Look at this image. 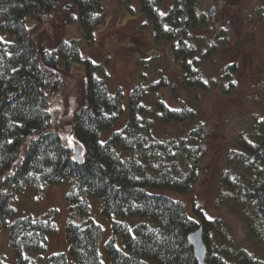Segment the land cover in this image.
Masks as SVG:
<instances>
[{
  "label": "trees",
  "instance_id": "1",
  "mask_svg": "<svg viewBox=\"0 0 264 264\" xmlns=\"http://www.w3.org/2000/svg\"><path fill=\"white\" fill-rule=\"evenodd\" d=\"M106 1L0 0V233L9 230L16 263L104 264V229L91 218L97 200L115 234L105 244L110 264H198L189 236L200 229L208 264H264L253 252L234 253L222 223L210 219L196 200L190 213L168 194L189 195L200 174L207 130L196 104L170 106L165 93L176 96L178 84L161 71L150 74L152 66L144 60L141 83L126 98L121 87H109V62L95 63L75 38H67L68 28L78 26L83 41L94 47L107 18ZM138 1L154 41L171 44L183 85L206 90L200 68L212 49L200 54V40L193 36L202 23L198 0H184L187 18L183 0H171L166 13L168 0ZM258 19L264 22V9ZM76 65L86 81L85 104L72 114L82 159L62 137L66 114L53 108L66 89L62 75ZM123 115L126 123L115 129ZM228 158L222 183L244 213L251 239L264 250V117L253 139L238 141ZM65 180L67 205L85 222L69 221L67 251L45 257L58 233L56 217L13 220L14 202L27 188L41 195ZM0 264L9 263L0 258Z\"/></svg>",
  "mask_w": 264,
  "mask_h": 264
},
{
  "label": "rangeland",
  "instance_id": "2",
  "mask_svg": "<svg viewBox=\"0 0 264 264\" xmlns=\"http://www.w3.org/2000/svg\"><path fill=\"white\" fill-rule=\"evenodd\" d=\"M170 5L171 0H168L165 13ZM196 7L202 22L193 32L196 41L200 40L199 52L204 54L212 49L209 59L202 61L200 68L207 84L206 90H189L183 85V72L173 60L171 44H157L154 41L138 0L105 2L107 18L96 32L94 47H88L83 41L78 26L68 28L67 38H75L84 56L95 63L109 62V87L111 90L121 87L126 98L141 83L140 61L144 60L152 66L150 74L161 71L178 84L176 96L170 91L165 93L170 106L181 108L183 102L189 106L196 104L202 111L207 130V150L200 174L189 195L168 194L182 201L190 213L192 201L196 200L209 218L218 219L232 240L234 253L253 252L264 260V250L251 239L250 225L244 213L232 204L230 194L222 183L230 151L238 141L253 139L264 117V22L258 19L259 12L264 9V0H198ZM213 9L214 14L211 15ZM62 77L66 89L53 108L59 115L66 114L62 120V137L67 146L75 149L77 144L72 132V114L85 104L83 67L76 65L70 75L63 74ZM177 96L182 102L178 101ZM126 121V115H123L115 129H120ZM69 186L70 182L65 180L57 187H48L44 194L34 193V196L27 188L24 194L15 199L17 214L13 220L25 216L56 217L58 233L50 238L45 257L67 251L66 225L69 221L79 225L85 222V218L72 213L67 205ZM94 201L98 204L97 200ZM95 202L91 218L104 229L100 251L104 264H110L105 244L115 234L112 222L101 214L99 204L95 208ZM135 221L129 220L130 224ZM116 241L122 248L119 236ZM0 258L9 264H17L9 248L8 229L0 233ZM33 258L37 260L38 256Z\"/></svg>",
  "mask_w": 264,
  "mask_h": 264
},
{
  "label": "water",
  "instance_id": "3",
  "mask_svg": "<svg viewBox=\"0 0 264 264\" xmlns=\"http://www.w3.org/2000/svg\"><path fill=\"white\" fill-rule=\"evenodd\" d=\"M184 7H185V1L183 0L182 5H181V9L183 10V13L185 15H187ZM65 9L68 10V6H66ZM213 14H214V9L211 12V15H213ZM186 18H187V16H186ZM75 154H76V157L78 159L83 158L82 151L78 146L75 147ZM189 242L194 249V255H195V258H196L198 264H208L206 261L207 247H206V244H205L204 239H203V230L200 229L199 231L192 233L189 236Z\"/></svg>",
  "mask_w": 264,
  "mask_h": 264
},
{
  "label": "snow or ice",
  "instance_id": "4",
  "mask_svg": "<svg viewBox=\"0 0 264 264\" xmlns=\"http://www.w3.org/2000/svg\"><path fill=\"white\" fill-rule=\"evenodd\" d=\"M3 38H0V40H2ZM66 42V41H65ZM188 63H191V61H189ZM211 219V218H210Z\"/></svg>",
  "mask_w": 264,
  "mask_h": 264
}]
</instances>
